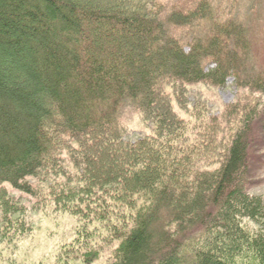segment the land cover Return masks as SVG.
Masks as SVG:
<instances>
[{
  "label": "trees",
  "instance_id": "1",
  "mask_svg": "<svg viewBox=\"0 0 264 264\" xmlns=\"http://www.w3.org/2000/svg\"><path fill=\"white\" fill-rule=\"evenodd\" d=\"M250 31L211 0H0V233L51 207L84 222L65 264H264ZM229 78L235 100H213Z\"/></svg>",
  "mask_w": 264,
  "mask_h": 264
},
{
  "label": "rangeland",
  "instance_id": "2",
  "mask_svg": "<svg viewBox=\"0 0 264 264\" xmlns=\"http://www.w3.org/2000/svg\"><path fill=\"white\" fill-rule=\"evenodd\" d=\"M165 1L170 7L178 0ZM211 2L219 17L244 20L257 41L264 36V0H211ZM199 29L196 26L181 29L182 36L191 39ZM212 90L211 98L214 100L219 97L223 103L233 102L238 94L234 78H229L223 87ZM123 116L135 130L132 137L144 133L145 130L140 129L139 119L131 105L125 106ZM260 155L262 161H259L260 167L253 175L249 191L264 195V147ZM26 215L32 220V229L29 233H23L20 228L12 229L8 234L0 233V264H65L66 257L71 254H67L66 249L71 248L72 244L75 247L79 246L83 238V220L77 215L51 207L41 210L30 208L24 213V216ZM102 250L97 258L89 262L80 258L71 264H109L111 261L109 250L104 248Z\"/></svg>",
  "mask_w": 264,
  "mask_h": 264
}]
</instances>
